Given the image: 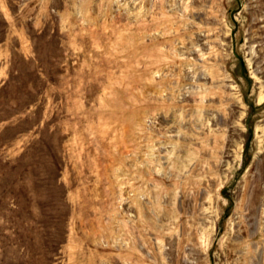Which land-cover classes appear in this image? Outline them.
Here are the masks:
<instances>
[{
  "label": "rangeland",
  "instance_id": "rangeland-1",
  "mask_svg": "<svg viewBox=\"0 0 264 264\" xmlns=\"http://www.w3.org/2000/svg\"><path fill=\"white\" fill-rule=\"evenodd\" d=\"M0 264H264V0H0Z\"/></svg>",
  "mask_w": 264,
  "mask_h": 264
}]
</instances>
